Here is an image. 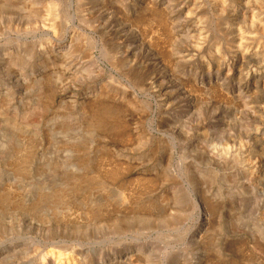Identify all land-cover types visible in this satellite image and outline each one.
Listing matches in <instances>:
<instances>
[{
    "label": "rangeland",
    "instance_id": "1",
    "mask_svg": "<svg viewBox=\"0 0 264 264\" xmlns=\"http://www.w3.org/2000/svg\"><path fill=\"white\" fill-rule=\"evenodd\" d=\"M262 22L264 0H0V264H264Z\"/></svg>",
    "mask_w": 264,
    "mask_h": 264
},
{
    "label": "bare ground",
    "instance_id": "2",
    "mask_svg": "<svg viewBox=\"0 0 264 264\" xmlns=\"http://www.w3.org/2000/svg\"><path fill=\"white\" fill-rule=\"evenodd\" d=\"M23 3V2H22ZM21 3V4H22ZM20 4V3H19ZM24 4V3H23ZM54 4V3H53ZM30 5V4H29ZM32 5V4H31ZM48 5V4H47ZM55 5V4H54ZM246 5V4H245ZM244 5V8L246 7ZM191 7V6H190ZM25 8V7H24ZM23 8V6H22V10L24 9ZM27 8V7H26ZM32 8V7H31ZM241 9H243V8H241ZM23 11H25V10H23ZM36 12V11H35ZM239 12V11H238ZM34 14H36V13H34ZM39 14V13H38ZM30 15V14H29ZM31 16V15H30ZM29 16V17H30ZM145 16V15H144ZM243 16V15H242ZM35 17H37V14H36V16ZM31 19H32V17H30ZM253 18V17H252ZM255 18V17H254ZM243 19V18H242ZM200 20V19H199ZM254 21V20H253ZM255 21H257V20H255ZM153 22V21H152ZM161 22V21H160ZM133 23V22H132ZM263 23V22H262ZM262 23H260V24H262ZM259 24V25H260ZM264 24V23H263ZM251 25V24H250ZM151 26V25H150ZM129 28V27H128ZM260 28H262L261 26H260ZM153 29V28H152ZM263 29H264V27H263ZM238 30V29H237ZM108 32V31H107ZM118 32H119V30H118ZM128 32H130V31H128ZM136 32V31H135ZM161 32V31H160ZM244 34V33H243ZM246 34V33H245ZM110 35V34H109ZM146 35V34H145ZM247 35H248V33H247ZM111 36V35H110ZM240 36H242L241 34H240ZM112 37V36H111ZM118 37V36H117ZM244 37V36H243ZM242 37V38H243ZM171 38V37H170ZM241 39V38H240ZM246 40V39H245ZM249 40V39H248ZM125 42H127V41H125ZM246 42V41H245ZM130 43V42H129ZM131 44V43H130ZM138 44V43H137ZM199 44V43H198ZM126 45V44H125ZM124 45V46H125ZM128 46V45H127ZM244 45H243V42H241L240 43V41H237V48H236V53L237 54H239V55H243L244 54V47H243ZM263 46V45H262ZM120 47V46H119ZM123 47V46H122ZM247 48H248V46H247ZM129 49V48H128ZM136 50V49H135ZM134 50V51H135ZM246 50V49H245ZM117 51H118V49H117ZM164 51V50H163ZM249 52V51H248ZM254 52H257V49H256V47L254 48ZM253 52V53H254ZM123 53V52H122ZM252 53V54H253ZM258 53V52H257ZM260 53L264 56V48H262L261 50H260ZM260 53H259V55H260ZM256 54V53H255ZM258 55V54H257ZM131 56H133V55H126L125 56V58H124V55H123V58L125 59V60H127L128 62H129V58L131 57ZM238 56V55H237ZM142 57V56H141ZM118 58V57H117ZM122 58V59H123ZM220 58V57H219ZM118 62V61H117ZM120 62V61H119ZM127 62V63H128ZM137 62V61H136ZM12 63V62H11ZM123 64V63H122ZM121 64V65H122ZM159 65V64H158ZM160 71V70H159ZM8 72H9V74L11 75L12 74V71H10L9 69H8ZM154 72V71H153ZM167 72V71H166ZM169 72V71H168ZM264 73V72H263ZM254 75H255V73H254ZM15 78V77H14ZM143 81V80H142ZM133 84V83H132ZM131 87V86H130ZM181 90V89H180ZM149 91V90H148ZM181 94H182V92H181ZM152 95V94H151ZM179 95H180V93H179ZM182 97V96H181ZM176 99V98H175ZM169 100H171V99H169ZM186 101V100H185ZM167 102V101H166ZM171 102V101H170ZM181 102V101H180ZM173 103V102H172ZM178 103V102H177ZM100 105H101V103H100ZM160 105V104H159ZM162 105V104H161ZM174 105H176V104H174ZM180 105V104H179ZM163 106V105H162ZM178 106V105H177ZM36 108V107H35ZM104 108V107H103ZM182 108V107H181ZM116 112V111H115ZM109 114H111L110 112H109ZM108 114V115H109ZM101 116L103 117V113L101 114V113H99V112H95V113H90L89 115L87 114V119L89 120V122L91 121V122H96V123H100L101 122ZM103 118H105V117H103ZM86 119V120H87ZM109 119V118H108ZM87 120V121H88ZM92 125V124H91ZM93 126V125H92ZM98 126V125H97ZM98 128V127H97ZM109 129V128H108ZM205 130V129H204ZM21 140V139H20ZM223 142V141H222ZM223 146H224V144H223ZM217 147H219V146H217ZM227 147V146H226ZM226 149H228V148H226ZM217 151V150H216ZM224 153V152H223ZM215 154H217V153H215ZM84 167V166H83ZM73 177V180L71 181L73 184L75 183L76 185H82V182H83V179L84 178H81L82 176H77V174L75 175V176H72ZM72 179V178H71ZM76 180V181H75ZM85 180V179H84ZM79 181V182H78ZM81 181V182H80ZM67 183H68V181H67ZM72 184V185H73ZM71 187V186H70ZM64 191V190H63ZM71 192H73V191H71ZM58 193H59V191H58ZM66 194V193H65ZM64 194V195H65ZM71 194V193H70ZM60 196V195H59ZM182 196V195H181ZM126 198V197H125ZM128 198V197H127ZM135 198V197H134ZM127 201V200H126ZM129 203V202H128ZM187 205V204H186ZM192 205V204H191ZM198 206V205H197ZM144 207H146V206H144ZM157 210V209H156ZM97 211V210H96ZM199 213H201V214H203L204 212H203V210L202 209H200V208H198V210H197ZM109 212V211H108ZM157 212V211H156ZM171 212V211H170ZM183 212V211H182ZM159 213V212H158ZM101 214V213H100ZM102 214H104V213H102ZM142 214H144V213H142ZM147 214H151V213H147ZM115 215V214H114ZM187 215V214H186ZM141 216V215H140ZM174 216V215H173ZM94 217L96 218V219H101V216H99L98 215V213H95L94 214ZM150 217V216H149ZM162 217V216H161ZM166 218H168V217H166ZM102 219H105V216H103L102 217ZM162 219H163V217H162ZM198 219V218H197ZM108 220V219H107ZM165 220V219H164ZM178 220V219H177ZM146 221V220H145ZM189 224V223H188ZM212 230V229H211ZM194 232V231H193ZM203 233V232H202ZM60 248V247H59ZM61 248H64V246L63 247H61ZM66 248V247H65ZM45 259V258H44ZM85 261V260H84ZM83 262V261H82ZM53 264V263H52Z\"/></svg>",
    "mask_w": 264,
    "mask_h": 264
}]
</instances>
